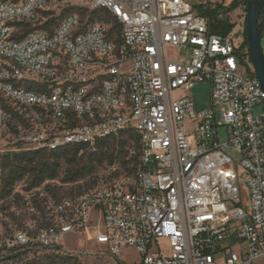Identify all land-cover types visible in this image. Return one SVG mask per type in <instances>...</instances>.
I'll return each instance as SVG.
<instances>
[{"label": "built area", "instance_id": "2783aa9c", "mask_svg": "<svg viewBox=\"0 0 264 264\" xmlns=\"http://www.w3.org/2000/svg\"><path fill=\"white\" fill-rule=\"evenodd\" d=\"M248 1L203 4L246 16ZM61 2L0 0V128L8 133L12 112L32 114L30 129L17 126V144L0 155L93 149L133 130L139 165L127 185L50 204L47 227L33 240L15 232L0 251L80 237L114 257L132 249L136 264L264 261V92L248 48L213 34L212 19L187 0H90L89 12L120 26L117 42L107 36L112 24L74 14L49 25ZM202 83L210 106L197 109L190 92ZM42 117L45 125L36 123Z\"/></svg>", "mask_w": 264, "mask_h": 264}, {"label": "rangeland", "instance_id": "374dc122", "mask_svg": "<svg viewBox=\"0 0 264 264\" xmlns=\"http://www.w3.org/2000/svg\"><path fill=\"white\" fill-rule=\"evenodd\" d=\"M14 2V0H7ZM22 0H17L21 2ZM193 7L197 8L201 4L211 2L216 4L217 2H223L224 4H230V0H187ZM90 0H62L61 4L50 13V18L53 20H59L62 17L74 14L81 17V10L86 9ZM50 8H54L53 5ZM229 8V7H228ZM217 17L227 20L232 29L229 32V36L233 39L234 45L237 48L245 49L243 44V29L246 20V16L240 14L235 8L231 12L226 10L215 11ZM260 45L262 54L264 56V31L261 34ZM168 57H176L178 51L168 49ZM190 94L193 97L195 106L197 109H206L210 106V86L206 83L197 84ZM178 96L175 95L174 98ZM29 113H23L21 116L24 120V125L21 126L24 129L29 127L30 120L27 118ZM253 114H258V109L253 111ZM32 115V114H30ZM29 120V123H28ZM36 123L45 125L46 121L41 119ZM25 124L27 127H25ZM220 138L224 139V133L221 129L219 131ZM17 144V136L12 129L8 130V133L0 128V150H8ZM231 158L236 162H239L240 157L233 153H229ZM117 170L116 172H114ZM72 171L68 172V169L63 166L60 171V176L57 180L52 182H46L41 187L26 191L28 183L26 180L16 184L14 187L13 195L8 198L0 200V240L9 238L15 232L21 231L27 233L30 240L34 239L35 234L41 229L45 223L50 219V213L47 208L52 202L59 201L61 199H70L76 196L86 194L96 188L109 186L115 183L127 185L130 183V179L126 177L115 165L114 167L108 166L105 162L95 163L92 173L80 181L71 184H64L63 180L66 179ZM18 194L20 198L14 196ZM245 192L241 190L240 199L245 200ZM62 253L75 256L81 264H136L138 256L132 249H123L121 254L114 257L108 253H99L98 247L94 244L86 243L83 238L80 237H67L63 240L62 245L59 246ZM29 252L25 253L19 258L10 259L12 256L22 251H0V264H19L18 261H26L31 259H40L44 254L50 252L49 249L37 248V246H30ZM253 264H264L262 261L255 262Z\"/></svg>", "mask_w": 264, "mask_h": 264}, {"label": "trees", "instance_id": "16d2710c", "mask_svg": "<svg viewBox=\"0 0 264 264\" xmlns=\"http://www.w3.org/2000/svg\"><path fill=\"white\" fill-rule=\"evenodd\" d=\"M7 1V0H2ZM17 3V0H14ZM195 8V7H194ZM196 11L203 16H209L212 19V33L216 35H228L233 25L227 20L217 19L214 10L208 9L204 4L195 8ZM235 9L234 5L226 8V12H231ZM81 19L84 24L105 23L112 24V28L107 31V36L118 41L120 26L116 20L104 11H91L87 9L81 10ZM50 24H57L56 20L50 19L47 22ZM246 20L243 29V44L247 47L246 37ZM30 31L29 25H24L22 29L23 34ZM264 31V24L260 30V34ZM116 33V37L114 38ZM251 62V60H250ZM255 73V71H254ZM31 89V86H25ZM29 113V112H27ZM30 114V113H29ZM28 114V115H29ZM41 119L45 118H40ZM11 122L8 130L18 134L16 127L19 126L23 131L21 123L24 125V120L15 112L11 113ZM25 127L27 125L25 124ZM140 144L137 134L133 130H126L120 133L117 137H109L97 142L93 149L86 146H68L56 151L35 150V151H19L9 152L0 155V200L13 195L16 184L26 180L28 187L26 191L35 190L41 187L46 182H52L59 178L60 171L65 166L69 171H72L70 176L63 180L64 184H71L82 180L92 173L95 163L105 162L108 166L114 167L117 165L119 170L128 178H133L139 165ZM115 170L114 172H116ZM15 197L20 198L18 194ZM60 201V200H59ZM58 202V201H56ZM55 203V202H52ZM49 208V207H48ZM47 208V210H48ZM49 212V210H48ZM50 213V212H49ZM50 215V214H49ZM50 221V219H49ZM49 221L41 228L49 225ZM40 230V229H39ZM30 246H20L10 250L22 251L18 252L10 259L19 258L25 253L29 252ZM50 252L44 254L40 259H31L24 262L18 261L19 264H81V262L70 254L61 252L59 247L50 248Z\"/></svg>", "mask_w": 264, "mask_h": 264}, {"label": "water", "instance_id": "95a60500", "mask_svg": "<svg viewBox=\"0 0 264 264\" xmlns=\"http://www.w3.org/2000/svg\"><path fill=\"white\" fill-rule=\"evenodd\" d=\"M263 5L264 0L248 1L246 10V37L250 60L264 92V56L260 45V30L264 24V17L260 20Z\"/></svg>", "mask_w": 264, "mask_h": 264}, {"label": "flooded vegetation", "instance_id": "af4514ba", "mask_svg": "<svg viewBox=\"0 0 264 264\" xmlns=\"http://www.w3.org/2000/svg\"><path fill=\"white\" fill-rule=\"evenodd\" d=\"M263 17H264V5H263V7H262V11H261V17H260V20H262V19H263Z\"/></svg>", "mask_w": 264, "mask_h": 264}, {"label": "crops", "instance_id": "0c3cea01", "mask_svg": "<svg viewBox=\"0 0 264 264\" xmlns=\"http://www.w3.org/2000/svg\"><path fill=\"white\" fill-rule=\"evenodd\" d=\"M260 262V261H259ZM264 263V261H262Z\"/></svg>", "mask_w": 264, "mask_h": 264}]
</instances>
